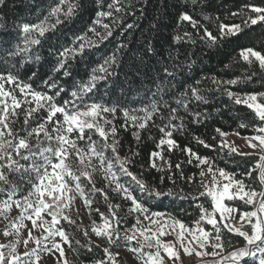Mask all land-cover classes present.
Here are the masks:
<instances>
[{"label": "snow or ice", "instance_id": "obj_1", "mask_svg": "<svg viewBox=\"0 0 264 264\" xmlns=\"http://www.w3.org/2000/svg\"><path fill=\"white\" fill-rule=\"evenodd\" d=\"M171 6L176 10L175 15L169 17L174 31L166 39L167 47H157L151 40L146 41L143 56L134 68L133 79L138 76V83L147 86L142 89L143 99L131 101L130 106L121 104L119 98L115 104L111 100L100 103L93 99L102 88L117 86L116 70L121 67L118 53L127 46L126 43L117 44L111 54L99 60L91 57L94 50L114 36L115 28L130 32L137 27L125 19L129 13L135 14L134 3L125 4L123 0H52L47 11L36 21H14L11 31L0 20V213H7L13 206L19 210L3 231L5 237L13 235L17 239L0 243V264H36L41 259L39 251L37 248L27 249L29 241L33 240L40 251L55 250L53 255L58 252L56 260L64 259L62 245H67L77 255H80L79 249L86 252L102 249V256L95 264H121L124 260L122 248L136 254L144 264H177L180 250L189 256L195 253L197 257H220L205 264H248L249 258L256 264H264V155H259L255 166L260 169L258 190L225 169L216 167L214 159L201 155L190 146L181 147L174 136V132L184 131L185 116L189 117V124H203L210 116L207 111L193 110L202 104L207 105L209 100L201 92V81L186 86L189 82L184 77V69L192 67L188 63L186 45L199 43L219 50L221 46L235 43L237 49L234 51L239 60L264 73V47L257 49L239 43L247 36V28L258 24L264 26V2L260 5L245 4L243 10L249 15L241 23H218L216 33L195 15L197 10L203 12L206 9L205 0H173ZM168 7V0H164L161 15L152 26L157 33L168 16ZM3 8H7L6 0H0V9ZM89 10L94 18L79 31H72L71 41L64 42L61 39L65 35L64 30L73 27ZM241 15V9L229 10L230 18ZM97 26H101L103 32ZM45 46L47 51L42 62L40 53ZM180 49H184L183 53ZM43 63L49 67L42 73ZM81 65L85 67L83 75L78 73ZM256 74L253 71L246 77L227 80L212 77L211 83L215 87L211 91L226 93L234 104L244 105L254 113L259 122L252 125L254 134L241 136L239 131L231 134L241 136L247 146L264 153V92L240 94L229 87L241 79L252 80ZM178 76L184 79H178ZM69 80L72 83L65 87ZM34 84L37 86L33 87ZM7 85L14 87L7 89ZM152 86H155V91ZM119 87L123 89V82H119ZM131 94V91L126 92V95ZM149 95L155 99L150 100ZM165 95L173 98L174 104L161 102ZM37 113L43 115L38 117ZM118 116L123 119L120 127H131L138 141L142 140L140 132L156 126L159 119L161 137L149 154L148 166L163 171L159 162L166 163L167 173L171 174L162 175L161 183L172 180L175 185L174 177L179 171L185 183L198 185L193 199L204 197L211 200L208 207L202 203L197 205L199 215L192 226L169 218L171 225L160 224L158 231L150 227L159 224L155 218L163 215L151 210V201L173 195L180 199L189 197L174 192V189L165 190L153 185L130 170L138 153L130 150L128 156H120L119 128L114 123ZM13 117L21 124L19 131L14 128ZM239 127L247 129L249 125L242 123ZM86 129L98 134L102 143L98 145ZM214 132L212 143L197 138V144L215 151L217 155L224 149H227L225 155L229 157L252 154L240 151L226 141L224 138L230 133L219 127ZM77 141L86 143L81 147ZM177 149L186 159L173 165L164 153ZM106 151L111 152V158L106 157ZM183 164L199 169V179L196 173L192 176L185 174ZM115 165H118V170H114ZM243 174L252 176L249 171ZM121 177L130 179L121 182ZM77 196L82 198L88 210V225L83 224V218L78 221L73 215V202ZM94 197L104 200V211L94 206ZM116 200L121 202L116 203ZM235 201L257 206L255 210H241L238 203H228ZM125 208L126 215L135 219V223L128 227L124 226L125 217L120 215ZM75 215H80L78 209ZM94 216H98L102 223H98ZM62 221L75 226L74 230L80 232L81 239L70 237L63 227H58ZM175 225L179 227L178 232ZM165 227L176 233L173 243L159 239V236L171 234L164 231ZM21 229L26 233L22 241L26 250L19 254L16 245L21 242ZM225 229L227 233L242 237L243 246L221 255L226 250ZM35 230L42 231L34 238ZM93 235L102 238L105 245L93 241ZM56 237H59L58 241ZM175 243L179 245L176 250ZM145 246L155 249L147 253L146 259L142 251ZM208 247L213 250L205 251Z\"/></svg>", "mask_w": 264, "mask_h": 264}, {"label": "trees", "instance_id": "obj_2", "mask_svg": "<svg viewBox=\"0 0 264 264\" xmlns=\"http://www.w3.org/2000/svg\"><path fill=\"white\" fill-rule=\"evenodd\" d=\"M7 8L0 9V20L4 21L7 25L9 31L12 30V25L14 21L19 20H31L36 21L42 13L47 11L48 6L52 3V0H6ZM125 4L134 3L136 5L135 14L129 13L125 19L128 23H134L137 25L136 28L129 31H121L120 28H115L114 36L105 41L99 49L94 50V54L91 57L92 60H99L102 56L106 54H111L119 43H126V47L118 53L121 67L117 68V86H109L107 89L102 88L97 97L100 103H108L110 100L113 104L116 103L117 99L121 104H128L133 100H141L144 97L143 88L147 85L140 84L138 81L140 77L133 79L134 68L139 64L141 57L143 56V51L147 40H151L157 47L163 46L167 47L166 39L169 37L174 29L172 27L171 20L169 17L175 15V8L171 5L173 0H168V16L164 18L163 24L159 30V33L153 29V24L157 22L156 18L161 15V9L164 7V0H123ZM264 0H205L207 5L206 9L201 12L197 10L195 13L196 17L200 19L201 23L207 26L213 33L217 32V25L220 22L231 24V23H241V20L249 15L248 11L243 10L245 4H256L260 5ZM91 9V5H89ZM242 10V15L240 17H229V10ZM123 15V14H121ZM204 17H210L209 19H204ZM219 17V20L216 19ZM94 18L91 11L89 10L83 15L81 20H78L73 27L65 29V35L61 37L64 42H69L72 39V31H79L86 24L90 23V20ZM107 22V21H105ZM99 31L103 32L101 26H97ZM247 36H244L240 40V44L254 47L262 48L264 47V26L254 25L246 29ZM189 53L188 63L192 65L190 69H184V77L188 79V85L191 86L195 81H201V92L204 94L209 103L207 105H200L199 111H207L210 113L209 119L203 124L188 123L189 117L185 116V129L182 132H174L175 138L178 140L181 147L190 146L194 150L198 151L201 155L208 156L209 159H214L215 166L218 168H223L227 172L234 174V176L240 180H243L246 184L251 185L253 188L259 190L260 186V169L256 168L259 161L258 155H248V156H232L229 157L225 155L227 149H224L220 155H217L215 151L205 149L199 144H197V138L204 139L209 143H212L213 136L216 135L214 132L215 128H221L223 131L230 133H235L239 131L241 136H249L253 133L252 125L254 123H259L254 113L244 105H236L230 100L226 93L224 92H213L215 86L211 83V78L216 77L221 80H227L230 78H236L244 76L246 77L249 73L256 71L257 74L252 78V80L241 79L238 84L229 86L234 92L243 94L247 92H264V73H260L257 69L249 67L242 60H239L237 49L235 43L227 44L226 46H221L219 50L212 48L209 49L202 44L191 45L190 43L186 45ZM47 51V46L41 49L42 62ZM183 53L184 49H180ZM49 59H51L49 57ZM145 60L147 58L145 57ZM171 63V62H170ZM228 65V67H225ZM31 65H26L29 67ZM39 66V65H38ZM48 64L43 63L41 67V72L48 71ZM85 72L84 65H81L78 69L79 75H83ZM125 73H128L125 76ZM184 77H179L178 79H184ZM208 78V79H205ZM30 82V81H28ZM119 82H123V89L119 87ZM72 81L69 80L65 84L67 87ZM37 85L34 84L33 87ZM141 89L137 91V89ZM153 91H155V86H152ZM131 91V95H126V92ZM150 100H154L151 95H149ZM161 102H167L174 104V99L168 95H165L164 100ZM26 107V106H25ZM216 109L220 111L217 112ZM19 111V110H17ZM38 117L42 116L43 113H37ZM14 122V128L16 131L20 130L21 124L15 122L16 118H12ZM23 120V116L20 117V121ZM116 126L119 128L118 139L120 145L118 147V152L121 157L128 156L130 150L132 152L138 153L134 157V164L130 165V170L138 174L142 179L150 181L153 185H159L165 190L174 189V192L181 193L182 195H187L189 198L180 199L178 196L173 195L169 197H161L159 200L151 201V210L153 212H159L170 218H175L183 222L185 225L192 226L195 219L199 215V210L197 208L198 204H204L208 207L211 203L210 198L205 199L200 197L198 200L193 199V194L196 192L198 185L185 183L184 180L180 178L179 171L176 172L175 180L176 184L173 185L172 180H165L161 183L160 177L167 173L168 165L159 171L150 168L147 164L149 159V154L154 150L157 141L161 137V133L158 131V126L160 125L159 119H157L156 126H152L142 130L140 132L142 140H137L133 134L134 130L129 127L127 129L120 127L123 123L121 116H118L114 121ZM248 124L247 129L240 128V124ZM88 135H92L93 139L97 141L99 145L102 143L101 138L98 134H95L91 130L86 129ZM75 135V134H74ZM240 136V137H241ZM226 138V137H225ZM224 138V139H225ZM81 147H84L86 141H77ZM109 142H111V136H109ZM218 143V141L216 142ZM106 157L111 158V152L106 151ZM166 159L170 158L171 163L175 165L176 163L183 162L186 156L181 153L178 149L172 153H164ZM183 170L188 176H192L193 173L197 174V179H199L198 173L199 169L193 165L183 164ZM114 170H118V165L114 166ZM245 171L252 172V176H246L243 173ZM170 175L171 173H167ZM130 178L121 177V182H126ZM206 182V181H205ZM99 182L97 187H99ZM203 191V189H200ZM87 191V189H86ZM96 204L94 206L100 207L101 211L106 209V204L102 198L94 197ZM116 203L121 201L116 200ZM229 204L238 203L241 210L247 208L248 210H255L251 205H245L242 201L228 202ZM73 215L79 221L81 215H75V206H73ZM127 209L120 215L125 217V227L134 224V219L126 215ZM235 215V213H234ZM98 223H102L98 216H94ZM83 224L85 222L83 221ZM58 227H63L70 237H75L76 239H81V234L79 231H75L73 225H69L66 222H61ZM210 227V226H209ZM227 233V230H224ZM92 240L97 244H100L96 237L93 235ZM231 241V243H229ZM243 238L233 235L232 233H227L225 237V251L221 254L229 253L234 250V247L243 246ZM101 245V244H100ZM103 246V245H101ZM73 247L76 245L73 242ZM71 250V249H70ZM211 247H208L206 251H212ZM74 256L82 264H95V261L102 256V249H95L92 252H86L84 249H79L80 255H77L76 251L71 250ZM216 251H221L217 249ZM248 264H256L255 260L251 258L248 259Z\"/></svg>", "mask_w": 264, "mask_h": 264}, {"label": "rangeland", "instance_id": "obj_3", "mask_svg": "<svg viewBox=\"0 0 264 264\" xmlns=\"http://www.w3.org/2000/svg\"><path fill=\"white\" fill-rule=\"evenodd\" d=\"M14 86L13 85H7L6 88L7 89H12ZM16 91L18 92V89H16ZM27 107V106H26ZM226 141H228L229 143H231L233 146H236L238 148V150L243 151V152H247V153H252L251 155H264V153H260L259 150H254L251 147L246 145V142L244 139H242L240 136L237 135H228L225 138ZM160 163V168L163 170L166 167V163L164 162H159ZM221 180H223V178H221ZM223 182H227V181H223ZM207 183V181H206ZM259 199V197H257V200ZM73 206H75L76 209L79 210V213L81 215V218H83V221L85 222L86 225L90 224V219L88 218V210L86 209V207L83 204V200L82 198H80L79 196H77V199L73 202ZM252 207H254V209L256 208V204H252ZM19 214V210L16 209L14 206L13 208L8 211L7 213H0V243H8L9 241H13L15 242V240L17 239V237L13 236V235H9L7 237H5L3 235V231L5 230V227L7 225H9V222L12 220V218L16 217ZM7 216V219H5L4 217ZM129 217V216H128ZM134 219V216L132 217ZM170 217L166 216V215H162L161 217L155 218L159 221V224H152L150 225V227L154 230V231H158L160 224H168L171 225L172 224V220L169 219ZM50 219V218H49ZM28 224L29 227H31L30 222H25ZM134 223H135V219H134ZM148 222L145 221V224H147ZM238 226V225H237ZM176 227V231H179V227L178 225H175ZM11 231L15 232V229H12ZM42 230H35L33 232V237H37L38 234L41 232ZM164 231L166 233H171V234H167V235H163V236H159V239L162 242H166V243H173L176 240V233L172 232L170 227H165ZM26 237V233L23 232V229H21V234L19 239L21 240L20 243H18L16 245L17 248V252L19 254H22L26 248L25 245L23 244V239ZM57 241L59 240V237L55 238ZM97 241L101 244V245H105V241L102 238H97ZM147 242H145L146 244ZM133 244H135V242L133 241ZM51 246V245H49ZM62 247L65 250V257L63 260H56V255H59L58 252L55 253V255H53V252H55V250H53V252H45V251H40L39 247L34 243L33 241H29L28 245H27V249L30 250L32 248H37V250L39 251L40 257L41 259L36 261V264H53V261H55V264H82L72 253V251L68 248L67 245H62ZM179 245L178 243L174 244V250L178 249ZM207 249V248H206ZM205 249V251H206ZM4 251H7V249H4ZM142 251L145 253V259L147 258V253L150 251H155L154 248L149 249L147 246H145ZM191 251V248H190ZM161 254L164 255L163 250L161 249ZM221 255H227V253L225 254H221ZM121 256L124 257V260L121 261V264H144V261L142 259H139L137 257L136 254L134 253H130L128 252L127 248H122L121 249ZM220 257H211V256H205V257H197L195 255V253H193L191 256L183 253V250H180V260L177 261V264H205L206 261H211L213 259H219Z\"/></svg>", "mask_w": 264, "mask_h": 264}]
</instances>
